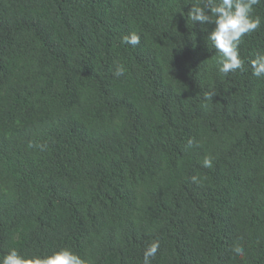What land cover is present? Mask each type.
<instances>
[{"label": "trees", "instance_id": "16d2710c", "mask_svg": "<svg viewBox=\"0 0 264 264\" xmlns=\"http://www.w3.org/2000/svg\"><path fill=\"white\" fill-rule=\"evenodd\" d=\"M190 8L0 0V256L143 264L158 239L152 264H264V0L226 76Z\"/></svg>", "mask_w": 264, "mask_h": 264}, {"label": "clouds", "instance_id": "9594fccd", "mask_svg": "<svg viewBox=\"0 0 264 264\" xmlns=\"http://www.w3.org/2000/svg\"><path fill=\"white\" fill-rule=\"evenodd\" d=\"M191 8L187 12V19L192 23L199 22L214 24L215 27L208 33L206 39L218 54V71L225 76L237 70H243L245 61L240 56L239 46L242 38L255 32L261 26V18L254 15V7L261 0H189ZM140 35L131 32L121 38V43L136 47L140 44ZM252 75L264 78V53L257 54L250 60ZM124 67L118 65L114 75H123ZM215 92H208L206 98H211ZM192 141H189L191 146ZM43 148V146H41ZM202 166L211 168L213 160L211 156H205ZM196 180L194 176L192 178ZM160 248L158 239L153 240L143 252V264H152ZM233 252L237 256L244 255L241 246H235ZM0 264H86L84 258L71 248L65 247L53 251L47 255L22 254L16 248H10L7 253L0 256Z\"/></svg>", "mask_w": 264, "mask_h": 264}]
</instances>
